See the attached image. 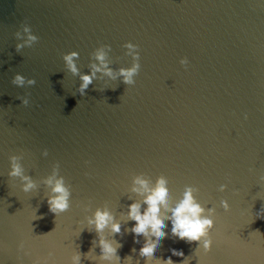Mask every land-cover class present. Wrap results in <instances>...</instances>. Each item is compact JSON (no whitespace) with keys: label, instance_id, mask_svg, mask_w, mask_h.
Instances as JSON below:
<instances>
[{"label":"water","instance_id":"95a60500","mask_svg":"<svg viewBox=\"0 0 264 264\" xmlns=\"http://www.w3.org/2000/svg\"><path fill=\"white\" fill-rule=\"evenodd\" d=\"M22 23L38 39L17 49ZM124 41L138 45L134 83L104 75L81 95L89 53L106 43L110 66H128ZM70 50L75 74L62 59ZM16 73L35 83H14ZM13 162L29 192L8 175ZM137 173L167 177L173 203L191 185L216 209L208 252L169 233L158 258L175 248L185 253L176 264H264V0H0V264H71L76 252L81 264H109L86 223L96 208L120 222L103 231L120 244L118 264H147L125 215L143 203L130 191ZM57 177L70 196L56 215L45 181Z\"/></svg>","mask_w":264,"mask_h":264},{"label":"clouds","instance_id":"9594fccd","mask_svg":"<svg viewBox=\"0 0 264 264\" xmlns=\"http://www.w3.org/2000/svg\"><path fill=\"white\" fill-rule=\"evenodd\" d=\"M21 31L26 35V39L22 43H17V49L38 39L27 23L21 24ZM19 34L20 32L17 33V35ZM110 47L106 43L99 44L89 53V70L79 75L80 83L77 91L81 95H84V90L94 79H100L104 75L113 79L119 77L120 81L126 85L134 83V76L140 68L138 45L131 41L123 42L124 54L131 58V62L128 66L117 68L111 67L107 59ZM78 55L76 50H70L62 56L67 69L74 74L79 72L74 59ZM181 63L186 69L189 67L187 59L182 60ZM13 82L18 85L25 82L32 85L35 80L32 77L26 78L22 74L16 73L13 76ZM19 99L22 104L29 102L27 97H19ZM43 154H47V149L43 150ZM10 160L15 161L16 157L11 156ZM8 175L21 177L23 180L21 190L23 192H29L34 187V182L29 176L23 174L18 163L10 164ZM45 182L50 185V195L46 198L48 211L57 215L69 207V189L64 184L63 177H57L54 181L48 178ZM225 188L226 185L223 183L218 186V190L221 192ZM130 191L136 193L143 200V203L131 200V203L127 205L125 215L129 220L135 222L131 227V232L135 236V243L140 244L141 238L146 241L144 246L139 249V253L147 264H152L153 260L156 261V264H176L172 256L185 257L183 250L175 248L170 249L172 254L170 256L162 259L156 256L162 239L169 233L178 239H184L188 243L197 242V249H202L205 253L210 250L212 245L210 231L214 226L216 209L214 207L205 209L193 195L195 191L193 186L185 185L182 195L173 203L167 177L161 176L154 183L150 177L146 178L143 173H137L132 176ZM219 205L225 211L229 209V204L225 199H221ZM262 213H264V206L255 215L259 217ZM86 223L91 226L90 231L94 230L97 233V238L93 242L99 248V260L108 261L109 264H118L120 257L117 254V248L120 244L114 240L106 239L103 231L108 228L111 233H119L121 230L120 222L107 208H96L92 215L86 218ZM17 247H23V242H20ZM80 255L79 252H76L71 257V264H81ZM189 259L191 258L183 259L181 264H188ZM31 264H42V262L33 260ZM197 264H199L198 260Z\"/></svg>","mask_w":264,"mask_h":264}]
</instances>
